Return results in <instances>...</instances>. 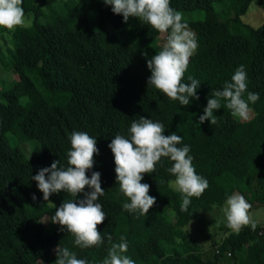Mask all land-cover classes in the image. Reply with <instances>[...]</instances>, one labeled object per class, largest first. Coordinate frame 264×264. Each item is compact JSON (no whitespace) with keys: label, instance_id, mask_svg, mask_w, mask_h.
Here are the masks:
<instances>
[{"label":"trees","instance_id":"16d2710c","mask_svg":"<svg viewBox=\"0 0 264 264\" xmlns=\"http://www.w3.org/2000/svg\"><path fill=\"white\" fill-rule=\"evenodd\" d=\"M252 3L170 0L198 42L182 83H190L188 77L198 80L200 99L183 106L147 83L151 72L144 53L150 59L165 43L149 25L136 18L125 23L103 0H23L31 26L0 29L6 41L0 75L17 76L0 83V264H55L60 245L88 264H103L108 234L113 243L126 239L125 255L135 264H264V223L238 233L222 224L223 240L209 250L187 230L199 213L214 211L236 192L251 208L264 206V25L255 28L242 20ZM198 13L204 17L187 18ZM240 65L247 72V90L260 97L249 103L250 118H234L222 102L214 111L217 123L200 124L211 93L231 82ZM140 117L162 123L165 135H180L177 146H189L196 173L209 183L200 197L191 198L187 211L181 210L182 194L168 185L175 179L168 172L174 162L165 157L153 173L143 174L141 182L156 198L147 216L123 209L130 201L119 189L108 145L117 134L127 137L132 120ZM74 131L96 138L99 154L86 175L101 173L105 192L98 202L107 219L97 226L103 243L90 248L76 246L75 237L59 224L45 226L43 219L56 209L32 180L54 161L67 166ZM12 137L37 140L41 154L25 157ZM84 198V193L77 197ZM71 199L64 192L50 197L56 208Z\"/></svg>","mask_w":264,"mask_h":264},{"label":"clouds","instance_id":"9594fccd","mask_svg":"<svg viewBox=\"0 0 264 264\" xmlns=\"http://www.w3.org/2000/svg\"><path fill=\"white\" fill-rule=\"evenodd\" d=\"M112 7L113 13L122 15L124 22L130 18L149 25L158 33L165 34L162 50L148 58L144 56L151 72L147 83L165 94L173 101H179L188 106L192 99L199 100L197 89L200 82L188 77L190 83H182L187 71L190 57L195 53L198 42L189 25L183 21V14L170 6V0H103ZM23 0H0V29L14 31L17 27H30L31 19L25 17L22 7ZM151 47V45H150ZM247 72L243 65L234 71L231 82H225L222 90H216L208 98L204 114L199 117V123L211 121L217 123L214 111L220 110L222 102L231 110V115L240 120L250 118L249 103L255 104L259 94L247 90ZM247 92L246 98L244 94ZM129 135L117 134L108 147L114 154L115 171L120 191L130 202L122 207L128 212H139L146 215L156 204V198L149 195L150 185L142 183L143 174H151L162 157L170 158L172 166L168 172L175 177L168 182L169 187L181 193V210L187 211L192 197H200L209 187L207 179L198 175L193 166V158L189 156L187 145L178 147L182 137L176 133L165 135V127L160 122L140 117L132 120L128 129ZM71 150L67 152V166H60V161H54L50 167L42 168L32 176L43 200L56 209L55 214L44 223L59 224L61 230H67L74 237L76 246L90 248L103 243V237L98 231V225L107 219L100 197L105 195L101 186V173L92 172L91 178L86 172L94 166V156L99 154L97 140L87 132L74 131L70 134ZM88 188L91 191L85 192ZM64 192L73 199L64 200L59 208L50 201L53 194ZM84 193V199L77 197ZM35 201L37 197L33 195ZM251 204L239 193L228 196L222 211L226 218V226L233 232H239L249 224L255 228L250 216ZM211 230V229H210ZM110 248L103 264H135L129 256L128 244L124 237L119 243L112 242L111 234L107 235ZM57 259L55 264H88L86 259H78L76 254L66 247L55 249Z\"/></svg>","mask_w":264,"mask_h":264},{"label":"rangeland","instance_id":"374dc122","mask_svg":"<svg viewBox=\"0 0 264 264\" xmlns=\"http://www.w3.org/2000/svg\"><path fill=\"white\" fill-rule=\"evenodd\" d=\"M203 17V13L187 15V18L193 20H197ZM26 18L31 19L32 22V17ZM242 20L255 28L264 25V0H253V3L249 7L247 14L242 17ZM5 38L9 42H11L10 35H5ZM162 40L165 41V34L161 35V41ZM5 42L6 41L4 39L0 38V51H4L6 47L4 45ZM16 79L17 76L12 72L4 74L3 76L0 75V83L2 85L10 83ZM11 142L14 145H17L18 148L24 154V156L27 158H34L41 154V145L37 140H25L18 137H12ZM225 203L221 207L215 208L212 212L199 213L198 218L193 219L187 226V230L189 231L191 237L196 240L199 246L204 250H209L210 248L217 249L218 244L223 240L225 234L220 227L222 224H226V218L222 211L223 207L225 206ZM250 216L255 225H263L264 206H256L251 208ZM48 220L49 218H44L43 222H46ZM44 224L47 227L49 225V222Z\"/></svg>","mask_w":264,"mask_h":264},{"label":"built area","instance_id":"2783aa9c","mask_svg":"<svg viewBox=\"0 0 264 264\" xmlns=\"http://www.w3.org/2000/svg\"><path fill=\"white\" fill-rule=\"evenodd\" d=\"M228 255L230 256V253Z\"/></svg>","mask_w":264,"mask_h":264}]
</instances>
